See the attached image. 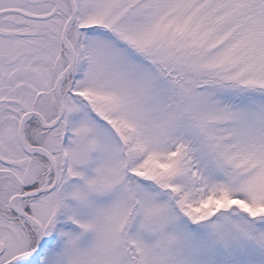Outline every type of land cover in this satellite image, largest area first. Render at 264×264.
<instances>
[{
	"label": "snow or ice",
	"instance_id": "6c2138e0",
	"mask_svg": "<svg viewBox=\"0 0 264 264\" xmlns=\"http://www.w3.org/2000/svg\"><path fill=\"white\" fill-rule=\"evenodd\" d=\"M0 264H264V0H0Z\"/></svg>",
	"mask_w": 264,
	"mask_h": 264
}]
</instances>
